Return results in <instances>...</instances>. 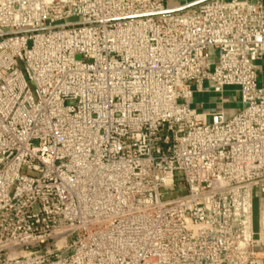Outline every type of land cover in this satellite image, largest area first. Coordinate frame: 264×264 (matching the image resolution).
<instances>
[{
	"label": "built area",
	"instance_id": "obj_1",
	"mask_svg": "<svg viewBox=\"0 0 264 264\" xmlns=\"http://www.w3.org/2000/svg\"><path fill=\"white\" fill-rule=\"evenodd\" d=\"M260 62L264 0H0V264H264Z\"/></svg>",
	"mask_w": 264,
	"mask_h": 264
},
{
	"label": "crops",
	"instance_id": "obj_2",
	"mask_svg": "<svg viewBox=\"0 0 264 264\" xmlns=\"http://www.w3.org/2000/svg\"><path fill=\"white\" fill-rule=\"evenodd\" d=\"M202 0H166L171 9H184L195 6ZM255 1V0H252ZM259 81L264 85V63H259ZM193 108L202 114L210 115L216 111L224 110L227 116H232L241 107L240 95L237 89L227 88L223 94L198 93L191 100ZM258 205H264V195L258 196Z\"/></svg>",
	"mask_w": 264,
	"mask_h": 264
},
{
	"label": "rangeland",
	"instance_id": "obj_3",
	"mask_svg": "<svg viewBox=\"0 0 264 264\" xmlns=\"http://www.w3.org/2000/svg\"><path fill=\"white\" fill-rule=\"evenodd\" d=\"M258 201H259V198L257 197L255 199V203H254V219H255V222H257V207H258Z\"/></svg>",
	"mask_w": 264,
	"mask_h": 264
},
{
	"label": "water",
	"instance_id": "obj_4",
	"mask_svg": "<svg viewBox=\"0 0 264 264\" xmlns=\"http://www.w3.org/2000/svg\"><path fill=\"white\" fill-rule=\"evenodd\" d=\"M199 3V2H198ZM185 9V8H184ZM179 10H183V9H179Z\"/></svg>",
	"mask_w": 264,
	"mask_h": 264
}]
</instances>
